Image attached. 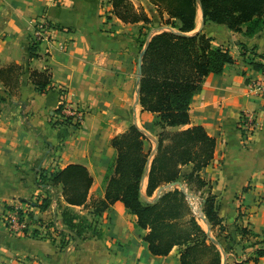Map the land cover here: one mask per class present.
<instances>
[{
  "label": "crops",
  "instance_id": "obj_1",
  "mask_svg": "<svg viewBox=\"0 0 264 264\" xmlns=\"http://www.w3.org/2000/svg\"><path fill=\"white\" fill-rule=\"evenodd\" d=\"M129 1L136 12L154 17L149 0ZM111 2L0 0V264H179L177 248L167 256L150 254L143 241L147 230L137 227L135 216L120 202L94 218L95 232L84 234V240L71 234L61 246L53 232L62 229L61 211L83 207L68 206L60 186L38 184L41 169L49 175L68 165L83 166L92 179L90 204L104 197V177L115 157L112 138L134 125L148 134L154 152L157 115L143 112L137 100V38L145 25L120 21ZM197 13L200 23L196 18L194 31L211 37L213 46L227 49L234 61L221 74L204 79L190 100L189 125L166 130L201 126L215 140L213 159L200 172L210 188L194 194L200 200L201 194L216 196L218 217L228 232L236 224L253 234L243 246L263 243L242 250L236 236L226 264H237L264 247V96L248 93V85L262 75L264 30L244 37L203 24ZM39 21L51 26V40L39 42L35 57H30L33 24ZM33 73L47 78L42 92ZM62 102L84 112L81 125L58 121ZM242 112L252 113L259 126L248 144L238 128ZM145 185L146 179L143 193ZM43 199L49 207L35 212L39 222H31L24 233H10L3 212ZM215 241L223 249V238ZM244 264H264V256Z\"/></svg>",
  "mask_w": 264,
  "mask_h": 264
},
{
  "label": "trees",
  "instance_id": "obj_2",
  "mask_svg": "<svg viewBox=\"0 0 264 264\" xmlns=\"http://www.w3.org/2000/svg\"><path fill=\"white\" fill-rule=\"evenodd\" d=\"M199 2L203 24L223 26L244 37L256 36L264 30V0ZM150 3L161 16H167L165 24L175 30L152 36L142 61L138 103L143 112L157 115L155 126L161 132L155 154L150 157L149 151H145V138L132 125L110 141L115 157L104 177L103 199L93 200L90 204L86 202L92 179L86 168L80 165H68L49 175L46 171L40 172L38 184L49 181L53 186H60L68 206L84 209L90 206L87 213L95 218L109 206L120 202L135 216L137 227L147 230L143 241L153 256H167L177 248L179 264H222L220 250L198 224L186 196L187 193L210 188L209 183L200 177V172L213 159L215 140L201 126L170 132L166 129L189 125L190 100L200 92L204 79L210 74H221L224 66L234 60L227 49L214 47L211 37L202 31L193 32L197 0H150ZM111 5L113 15L123 23L148 25L151 22L144 12H136L129 0H112ZM37 46V42L30 43V57H35ZM32 76L38 79L36 85L42 92L48 83L47 78L37 73ZM59 112L60 107L56 114ZM172 183L181 184L183 189L174 187L162 192L153 202L146 200L153 198L159 188ZM200 198L201 211L212 237L215 240L223 238L226 254L233 252L236 236L241 239L238 245L242 250L263 244L256 242L243 246V240L254 237L253 234L236 224L228 232L218 217L216 196L207 193L206 196L201 194ZM35 207L40 212L46 211L49 201L43 199ZM72 211L70 208L61 211V224L68 233L53 230L60 238L61 246L67 244V237L77 236L78 240H84L82 231L87 224L86 218L81 219ZM30 219L39 222L34 220V216ZM223 232L226 235L222 236ZM263 256L264 247L259 246L253 258L247 257L237 264L256 262Z\"/></svg>",
  "mask_w": 264,
  "mask_h": 264
},
{
  "label": "built area",
  "instance_id": "obj_3",
  "mask_svg": "<svg viewBox=\"0 0 264 264\" xmlns=\"http://www.w3.org/2000/svg\"><path fill=\"white\" fill-rule=\"evenodd\" d=\"M50 30L51 26L46 21L35 22L33 24L32 42H50ZM248 93L256 98H262L264 96V59L262 60L261 78L248 85ZM57 119L60 122H70L79 126L84 122V112L77 106L67 105L62 102ZM258 127V122L252 113L242 112L240 114L238 128L241 138L246 144L251 143ZM39 204L40 202L38 200H29L22 205L14 206L3 212L2 220L10 233L18 235L27 231L32 222L30 216L35 215V212L38 210L35 206Z\"/></svg>",
  "mask_w": 264,
  "mask_h": 264
},
{
  "label": "rangeland",
  "instance_id": "obj_4",
  "mask_svg": "<svg viewBox=\"0 0 264 264\" xmlns=\"http://www.w3.org/2000/svg\"><path fill=\"white\" fill-rule=\"evenodd\" d=\"M149 3H150V0H149ZM150 5L152 6L153 10H155V14L153 15L154 17H152V19H150L151 22L148 25H145V26L142 27L144 29V31H142V30L139 31V36L137 38V55L135 57V59H136L135 60V63H137L139 54L144 49L145 44H146V41H147V38L150 35L152 37V36L160 33L159 31L162 30L163 28H165L166 29L165 31H167V32L175 31V30H172L170 26H168V25L165 24V21L167 19V16L166 15H165V17H164V15L161 16L158 13V9L154 5H152L151 3H150ZM196 18H197L198 22L200 23V21H199L200 20V14L199 13H197ZM208 24H210V23H208ZM193 32H195V31H193ZM137 90H138V88H137ZM137 100H138V98H137ZM155 124H154V126H155ZM155 127H157V126H155ZM167 131H169V130H167ZM174 131H176V130H174ZM160 132H161V130L159 128H158L157 131H155V136L154 137H155L156 144H155V149H154V152L153 153L150 152L151 151V144H150V142L148 140H146L148 134L146 132H141L143 134L144 138H145L144 143L146 144V146H147V143H148V146H149V147L148 146L146 147L147 149H145V147H144V149H145V151H149L150 157H152L155 154V152H156L157 141H158ZM43 171L44 170L41 169L39 172H43ZM179 185L182 187L181 184H179ZM180 186H174V187H177L179 189H182L183 187L180 188ZM174 187H172V188H174ZM172 188H170V189H172ZM184 192L187 193L185 189H184ZM194 193L195 192L187 193L188 195H191L193 197L192 199L189 200L190 206L192 208V212H193V214H194V216H195L198 224L204 230H207V227H206L205 223L200 218L201 215H198V212H197V210L198 211H201V200L198 199V197L195 196ZM206 195H203V196H206ZM72 212L75 215H77L78 217L80 216L79 218H81V219L86 218V223L87 224L85 225L84 231H82L83 234H90V233H93V232H95L97 230V224L98 223L95 221V219H94L95 217L89 216V214L87 213V209H84L83 208L80 211L73 210ZM76 223H77V221H75V224ZM60 232L65 233V234L68 233V231L63 226H62V229L60 230ZM55 235L57 236L56 233H55ZM209 235L212 237V233H210ZM75 238L78 239L79 237L76 236Z\"/></svg>",
  "mask_w": 264,
  "mask_h": 264
},
{
  "label": "water",
  "instance_id": "obj_5",
  "mask_svg": "<svg viewBox=\"0 0 264 264\" xmlns=\"http://www.w3.org/2000/svg\"><path fill=\"white\" fill-rule=\"evenodd\" d=\"M197 6H198V10H199V12H201L200 11V2H199V0H197ZM166 29L165 28H163L162 30H160L159 32H163V31H165ZM199 31V30H198ZM198 31H195V33L196 32H198ZM150 36L148 37V39H147V41H146V44H145V47H144V49L140 52V54H139V57H138V61H137V69H136V81H137V88H138V90H137V98H138V93H139V82H140V79H141V69H142V61H143V57H144V55H145V52H146V49H147V47H148V44H149V41H150ZM146 175H147V172H145V177H146ZM174 186H180L178 183H172V184H169V185H167V186H165V187H162V188H159L158 190H157V192H156V196L150 201V202H153L154 200H156V199H158L159 197H160V195L162 194V192H164V191H167V190H169L170 188H172V187H174ZM180 188H182L181 186H180ZM183 189V188H182ZM186 196H187V199L188 200H190V199H192L193 197L191 196V195H188V194H186ZM199 214H201V220L205 223V225H206V227H207V230H206V233H207V235H208V237H209V239L211 240V242L214 244V245H216L220 250H221V253H222V255H223V262H222V264H226V253H225V251H223V249L221 248V246L219 245V243H217L209 234H210V229H209V225H208V223H207V221L205 220V217L203 216V214H202V212L201 211H199Z\"/></svg>",
  "mask_w": 264,
  "mask_h": 264
},
{
  "label": "bare ground",
  "instance_id": "obj_6",
  "mask_svg": "<svg viewBox=\"0 0 264 264\" xmlns=\"http://www.w3.org/2000/svg\"><path fill=\"white\" fill-rule=\"evenodd\" d=\"M197 212H198V215H201V214H199V211L197 210Z\"/></svg>",
  "mask_w": 264,
  "mask_h": 264
}]
</instances>
